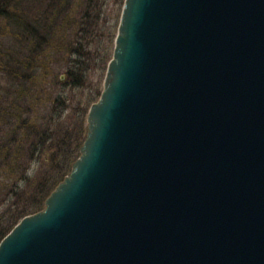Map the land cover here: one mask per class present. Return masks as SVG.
Listing matches in <instances>:
<instances>
[{"label": "water", "instance_id": "1", "mask_svg": "<svg viewBox=\"0 0 264 264\" xmlns=\"http://www.w3.org/2000/svg\"><path fill=\"white\" fill-rule=\"evenodd\" d=\"M85 123L0 264H264V0H122Z\"/></svg>", "mask_w": 264, "mask_h": 264}, {"label": "trees", "instance_id": "2", "mask_svg": "<svg viewBox=\"0 0 264 264\" xmlns=\"http://www.w3.org/2000/svg\"><path fill=\"white\" fill-rule=\"evenodd\" d=\"M108 2L0 0V239L42 208L78 156L100 77L79 99L44 95V85L55 65L57 83L80 90L103 69L115 30L101 20ZM121 4L111 0L115 21Z\"/></svg>", "mask_w": 264, "mask_h": 264}, {"label": "rangeland", "instance_id": "3", "mask_svg": "<svg viewBox=\"0 0 264 264\" xmlns=\"http://www.w3.org/2000/svg\"><path fill=\"white\" fill-rule=\"evenodd\" d=\"M120 12V10H119ZM119 12H118V15L116 16V21L114 19V14H115V10L113 9L112 5H111V0H109L108 2V7L106 8V10L103 12L102 14V17H101V20H106V24L107 25H111V26H114V29H116V25H117V21H118V17H119ZM114 34H115V30H114ZM113 38H114V35H113ZM112 42H113V39H112ZM111 51V49H110ZM55 53V52H54ZM63 56V55H62ZM61 56V57H62ZM109 58H110V55H109ZM109 60V59H108ZM107 60V61H108ZM107 63V62H106ZM106 63L105 65L103 66V69H91L90 73H89V77L87 78V81H86V84H85V87H83L82 90H80L79 88H70V87H67V86H62L60 84L57 83V75L60 73V70L58 69V65H55L51 72H49L48 76H47V79H46V84L44 85V90L46 91V93L44 95H47V94H51L52 96L50 97H54V96H59V95H65V96H70V97H73L74 99H79L80 95L81 94H85L89 91L90 87L92 86L93 84V81L94 80H97V77H100V82H99V90L101 91V87H102V78H103V75H104V71H105V67H106ZM99 91V93H100ZM79 96V97H78ZM77 97V98H76ZM48 100V99H47ZM96 101V100H95ZM94 101L90 102L89 105L91 103H93ZM89 105L87 106L86 108V112H87V109L89 107ZM86 112H85V115H86ZM85 115H84V133H83V136H82V140H83V137H84V134H85ZM80 146V145H79ZM79 148V147H78ZM78 152V151H77ZM76 159V158H75ZM74 159V160H75ZM73 160V161H74ZM72 161V162H73ZM71 162V163H72ZM70 163V164H71ZM70 168V167H69ZM69 171V170H68ZM64 177V175H63ZM62 177V178H63ZM62 180V179H61ZM60 180V181H61ZM59 181V182H60ZM46 198V197H45ZM42 207H43V203H42ZM35 213V212H34ZM30 215V214H28Z\"/></svg>", "mask_w": 264, "mask_h": 264}]
</instances>
